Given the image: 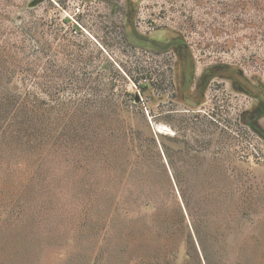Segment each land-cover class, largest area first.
<instances>
[{"label":"rangeland","instance_id":"1","mask_svg":"<svg viewBox=\"0 0 264 264\" xmlns=\"http://www.w3.org/2000/svg\"><path fill=\"white\" fill-rule=\"evenodd\" d=\"M178 40L195 76L229 70L175 91L190 77ZM257 97L264 0H0V264H183L146 229L132 248L156 257L131 258L124 230L88 216L98 162L84 142L125 123L169 148L209 263L264 264V140L240 120ZM197 256L189 238L184 264Z\"/></svg>","mask_w":264,"mask_h":264},{"label":"trees","instance_id":"2","mask_svg":"<svg viewBox=\"0 0 264 264\" xmlns=\"http://www.w3.org/2000/svg\"><path fill=\"white\" fill-rule=\"evenodd\" d=\"M168 45L176 47L174 51L176 49L191 69V77L187 82L175 85V91L195 95L197 88L191 90L194 59L189 46L183 40L176 44L169 42ZM161 46L160 42L152 41L154 49ZM136 84L143 93L156 87L147 81L142 84L136 81ZM25 121L22 126L30 128L31 121ZM158 136L155 132L143 137L141 130L125 123L108 140L92 135L84 142L98 162L95 174L97 196L92 199L96 208L88 216L103 231L115 230V235L121 236L119 231L124 230L122 237L130 243L131 258L156 257L132 248L141 247L145 238L150 239L141 233L146 229L153 231V239L166 245V253L172 258H178L183 252V264L188 262L190 238L199 261L202 258L205 264H210L197 222L192 218L189 187L181 177L169 148ZM140 139H147L148 143H141Z\"/></svg>","mask_w":264,"mask_h":264},{"label":"flooded vegetation","instance_id":"3","mask_svg":"<svg viewBox=\"0 0 264 264\" xmlns=\"http://www.w3.org/2000/svg\"><path fill=\"white\" fill-rule=\"evenodd\" d=\"M106 2H112V0H105ZM133 32L137 34L135 28H132ZM223 70H229L228 65L222 63H214L211 66L204 69L202 72L195 76V69H193V87L196 89L197 92L201 93V91H205L210 84V80L213 76L220 74ZM189 76L191 75V69H189ZM181 76L183 79H187L188 72L187 68L182 69ZM191 77V76H190ZM233 76L229 79L233 81ZM203 82V84H202ZM202 85V87H201ZM197 86V87H196ZM264 115V101L260 97L256 98V104L253 105L251 108L246 109L241 115L240 120L243 125L251 128L255 131L261 140H264V127L260 126L259 120Z\"/></svg>","mask_w":264,"mask_h":264}]
</instances>
